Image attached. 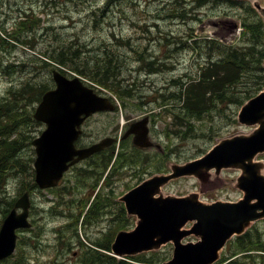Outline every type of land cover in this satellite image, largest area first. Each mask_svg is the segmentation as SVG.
Wrapping results in <instances>:
<instances>
[{
    "label": "rangeland",
    "instance_id": "374dc122",
    "mask_svg": "<svg viewBox=\"0 0 264 264\" xmlns=\"http://www.w3.org/2000/svg\"><path fill=\"white\" fill-rule=\"evenodd\" d=\"M13 1L7 0V4L1 9V11L6 12L0 15V19H6L5 26L8 29L13 26L15 17L12 15L17 16L13 10H8V8L17 7ZM15 1L24 7H32L36 12L35 14L41 16L43 20L38 32L35 35L29 34L27 36L30 38L29 42L14 41L12 46L0 44V66L4 67L12 62L15 64L11 71L5 73L0 71V92H4L8 85L16 84L26 77L30 67H25L27 64L25 61L32 55L37 56L35 54H41L45 50L70 43V41L84 44L87 50H95L104 45H113L116 51L121 53L120 59L125 63L120 78L123 76L125 79H129V82L132 83L130 88H134L136 92L135 98L138 97L142 101L137 102L133 96L130 98L129 94L115 96L119 109H122L121 116L115 112L90 117L82 125L84 131L82 141L89 143L105 135L117 134L119 132L118 126L123 127L126 121L139 119L147 113L150 120L152 119L151 137L156 141V145H159V147L147 148L144 151L136 150L132 146L126 148V146L123 153L138 151L137 160L149 161L142 166L140 164H138L139 166L132 165L131 167L137 168L132 170L134 173H130L129 167L120 171L117 168L109 167L106 172L101 174L97 182L93 180L95 185L91 183L93 181L90 178L88 182L85 181L81 167L76 169L75 166L66 173L63 179H71V181L66 182L67 186H73V191L71 194L60 196H64L63 200L74 198L73 203L75 205L70 208L74 212L70 214H78V207H82L83 211L86 210L81 212L78 218L73 217L78 236L72 234L73 225L72 228L65 226L68 214L61 213L65 204L60 203L56 207L58 211L49 213L52 203H49L48 200L57 199L56 196L46 190H33L35 192L33 194L35 206L30 209L32 225L20 232L21 237L20 235L19 237L23 242L16 248V254L5 263L82 264L80 256L88 251L89 243L96 240L97 243L101 244L98 247L100 253L105 254L108 252L104 249L108 237H110L109 241L114 240L115 229L121 222H124L126 215L120 208L119 203L121 204V202L117 201L116 197L139 182L144 175L161 168L162 160L170 159L173 162L183 163L185 160L202 155L222 137L231 136L235 133L245 134L252 129V126L242 125L237 121V112L246 99L257 94L264 86V68L262 67L264 45H262L261 39H257L254 27L248 25L254 20L253 13L251 14L250 10L242 5L238 6L230 1L213 0L206 5L197 7L199 8L197 9L192 8L193 3H190V0H172L174 3H178L181 9L186 7V14L189 17L187 19L171 15L175 10L179 12L178 6L172 1H169V16L167 15L168 12H163L160 7H155L153 2L146 3L145 0H139L135 3L122 0L114 6L107 7L103 5V1L99 2V0H49L47 4L44 3V0ZM157 9L160 11L157 12ZM198 14L202 19L194 23V18ZM8 16L10 17L7 18ZM137 19L142 24L134 21ZM148 19L152 21L153 29H149L145 25L144 21ZM220 19L230 20L233 24H236V21H244L245 37L239 29L228 28L225 24H221ZM43 24H46L47 27H41ZM49 32L53 33L51 37L48 36ZM154 33H158V39L153 42L155 40L153 39ZM112 34L124 36L123 44L120 47H117V42ZM184 35H186V39ZM187 35L194 36L187 37ZM166 36L168 41L165 39ZM179 38H182L180 43L178 42ZM172 39L174 41L171 42ZM174 42L183 46L178 47ZM218 42H221L223 46L219 51L216 48L219 46ZM235 44L240 46L239 51L244 52L239 56H243L246 61H243V66L230 63V57L226 55V63L228 66H237L240 72H237L236 75L233 68L229 69L227 76L231 79L227 81L226 85L222 81L218 90H224L219 91L220 93L213 97V100L211 99L214 92H208L209 95H207V91L203 89L205 90L204 98H210L211 102L208 104L210 100L207 101L208 105L205 109L202 107V109L193 110L198 100L189 98V86L196 83L193 81L198 80L200 74L199 80L206 82L207 84L204 86L207 88H209L211 81L216 79V74L211 69L208 71L206 69L200 73V65L204 64L211 56L215 58L224 57V52L229 50L228 47ZM209 53L212 55L209 56ZM158 55L169 56L167 62L170 63L171 67L168 71L150 74L149 82L146 78V71L141 70L143 75H140L139 69L134 70L136 66L140 65L135 63V60L138 58H147L148 60V58L152 59ZM140 62L143 65V60ZM32 65L38 66L41 70L40 76L52 84L50 70L54 66L42 67L41 62L32 63ZM163 66L168 68L166 65ZM172 68L174 70H171ZM67 70L70 72L69 76L78 75L87 83L91 81L84 74ZM32 74L34 73L30 71L28 75ZM167 76L170 77V81L161 78ZM172 76L175 78H171ZM145 80L147 81L146 84L149 85L147 87ZM175 81L181 86L179 87L178 84L174 83ZM93 83L98 85L97 90L101 89L104 93L116 95L117 91L110 87L109 81L104 83L99 78ZM137 104H140L141 112L138 110L134 113L131 109ZM199 110L202 112L198 116L189 115L191 111L197 112ZM43 126L42 124L36 127L37 129L32 131L33 134L36 135L40 132ZM120 135H122V131L117 134V136ZM121 144L122 142L120 147ZM30 146L23 152L24 159L29 157L30 163H32L33 149ZM257 158L263 159L264 163V153ZM98 162L102 161L98 160ZM222 175L230 182L235 171L225 170ZM64 180L60 182L59 188L64 185ZM18 186L19 181L17 179L9 178L7 180L9 197L17 195ZM196 188V179L185 176L170 181L164 191L184 194ZM88 195V199L84 198L85 201L78 202L79 198ZM238 197V192L232 189L230 183L202 196L208 201L213 198L233 200ZM68 205H71V202ZM92 210L93 212L90 213ZM105 210L110 211L109 214L102 213ZM94 216H96L95 221L92 220ZM112 216L113 219H110ZM134 219L135 217L131 219L128 228L134 225ZM61 224V228L69 237L62 243H66L68 248L62 245L60 240L58 243L57 229ZM256 226L261 232H264V221L257 222ZM111 231L113 232L111 233ZM89 250L93 251L94 249L90 248ZM171 251L172 246L167 243L156 252L159 253L156 259L154 255L150 254L145 258L146 261H139V259L134 258L125 260L130 264H159L171 257ZM20 258L23 259L22 262L17 263Z\"/></svg>",
    "mask_w": 264,
    "mask_h": 264
},
{
    "label": "water",
    "instance_id": "95a60500",
    "mask_svg": "<svg viewBox=\"0 0 264 264\" xmlns=\"http://www.w3.org/2000/svg\"><path fill=\"white\" fill-rule=\"evenodd\" d=\"M250 1L264 22V3ZM53 78L55 88L43 94L34 112L36 119L46 123V128L32 141L36 151L35 180L40 187L54 185L69 165L110 141L106 139L84 148L74 146L78 133L76 127L83 119L81 114L108 108L109 103L77 77L68 78L53 70ZM238 120L246 124L256 123L257 127L248 134L239 133L219 139L201 157L172 165L171 174L154 175L121 198L128 214H135L138 220L132 230L117 233L112 243L113 252L123 255L158 249L170 240L174 243L172 257L161 264H212L228 238L242 233L254 219L264 217V164L254 159L258 153L264 152V88L241 106ZM144 121L134 123L130 129L135 133L134 142L139 145L150 144ZM224 167L240 169L232 183L243 192L242 197L236 201H199L198 193L227 183L220 177V170ZM211 169L215 171L211 173ZM181 175L196 176L200 191L182 197L161 192V185L171 177ZM209 177H212L211 181ZM28 205V192H24L3 220L0 258L13 251L15 229L28 225ZM17 206H21L23 211L16 213ZM193 219L196 221L192 227L183 229L186 221ZM189 233H194L199 240L181 243Z\"/></svg>",
    "mask_w": 264,
    "mask_h": 264
},
{
    "label": "trees",
    "instance_id": "16d2710c",
    "mask_svg": "<svg viewBox=\"0 0 264 264\" xmlns=\"http://www.w3.org/2000/svg\"><path fill=\"white\" fill-rule=\"evenodd\" d=\"M6 1L7 0H0V15L6 12L1 11L2 7L7 4ZM48 1L49 0H44V3L47 4ZM198 1L200 2L202 0ZM13 2H15L17 7L8 8V10H13L17 14V16L12 15V17H15L13 26L8 29L5 26L6 19H0V44L6 46H12L14 41L29 42L30 39L27 36L29 34L35 35L41 25V19L35 14L36 12L32 7H24L15 0ZM9 17L10 16L7 18ZM52 35L53 33H48V36L51 37ZM262 35L263 32L261 30V36ZM113 37L117 42V47H120V45L123 44L124 39L119 36L116 37L115 35ZM114 47L115 46L113 45H104L102 47H97L95 50H87L84 44L70 41V43L45 50L42 52V57L32 55L27 61H25L27 63L25 67H30V71L34 74L28 75L30 71H27L26 77L20 80V82H17L16 84L12 83L4 89V92H0V219L8 212L13 203V197H9L8 193H6V186H4L8 177L19 181V189H30L35 187L30 164H28L30 163V159L29 157L24 159L23 150L30 146V139L33 136L32 131L37 129L36 127L38 125V122L32 117V106L34 101L40 99L42 93L51 86V83L50 81H47L46 78L40 76V68L38 66H33L32 63L41 62L42 67L56 65L59 70L64 73H66L65 68H67L84 74L87 77L100 78L104 83L109 81L110 86L116 89L118 93L123 94L124 96L129 94L130 98L132 96L134 98L136 92L134 88H130L132 83L129 82V79H125L123 76L120 78V74L125 68V63L120 59L121 53L116 51ZM243 61H245L243 58L239 57L238 59L236 56L230 58V63L234 64L242 65V63H244ZM13 64L14 63L12 62L6 64L4 67L0 66L1 73L9 71V68H12ZM143 66L147 69L148 62L145 59L143 60ZM231 68L236 71V75L237 72H240L239 68L235 65L234 67L231 65H218L215 68L217 69L215 71L216 79L211 81V86L208 84L209 88L204 86L207 83L203 80L192 83L193 85L191 84L192 86H189V98L198 100L196 101V106L193 107L195 108L193 110L198 108L202 109V107L205 109L209 104L208 100H210V98H204L205 90L207 91V94L208 92H214V97L224 90H218V88L222 85V81H224L226 85L227 81L231 79V77L227 76V72ZM137 69L138 68H135L134 70ZM219 69H223L224 74H221ZM200 112H202V110L197 112L191 111L189 115L195 117L198 116ZM124 151L125 150H123V152ZM123 152L118 156V163H135L138 151H132L128 154ZM94 156H98V159L101 161L103 158L105 163H107L112 154L109 151H103L102 153L93 155V157ZM66 201L67 200L61 199L60 203L65 204ZM70 208H72L71 205L65 207V209ZM79 209L78 214H72L73 217L78 218L82 212V207ZM91 212H93V210L90 211V213ZM95 218L96 216H94L92 220H95ZM112 232L113 231H111V233ZM73 235L78 236L77 229ZM107 240L108 242L104 245V248L106 249L109 248L110 237H108ZM22 242L23 240H20L19 245ZM26 243L28 242L26 241ZM60 243L68 248V245L66 243L63 244L62 240ZM95 243L99 246L101 245L97 242ZM238 253H241V255L229 259ZM147 255L148 254L143 253L136 255L133 258L139 259V261H146L145 258L149 256ZM152 255H154L156 259L157 255L154 253ZM80 259L82 264H130L126 260H118L107 253L102 254L97 250H88L84 252L80 256ZM22 260L23 259L20 258L17 263L22 262ZM7 261L8 258L3 259L0 261V264H6L5 262ZM220 262H223L222 264H264V233L251 230L242 236L231 240L228 242L226 252Z\"/></svg>",
    "mask_w": 264,
    "mask_h": 264
},
{
    "label": "bare ground",
    "instance_id": "6f19581e",
    "mask_svg": "<svg viewBox=\"0 0 264 264\" xmlns=\"http://www.w3.org/2000/svg\"><path fill=\"white\" fill-rule=\"evenodd\" d=\"M174 44L176 46H178V47H182L183 46L182 44L179 45L178 42H174ZM161 69H163V67ZM138 105H139V108H140V104H138ZM97 157L98 156L91 157V159L89 160V162L82 169L84 171L83 174L85 176V181L86 182H88V179L89 178L92 179V181L93 180L98 181V179L100 178L101 174L103 172H106L109 169V167H111V163L113 161H117V158H114L113 156H111L107 163H105V160L103 158H102V162H98V160H99L98 158L99 157L98 158ZM122 163H123L124 166H132L134 164H136V165L141 164L142 161L136 160L135 163L131 162L130 164H129V162H122ZM9 178H11V177H8V179ZM4 186H6V190H7L8 189L7 188V180L5 181ZM17 193H20V189L19 188L17 190ZM66 217L67 218L65 220L66 221L65 222V224H66L65 226L72 228V225H73V232H72V234H73L75 232V230L77 229L76 222H75V220H73L72 217H70V216H66ZM61 227H62V224L57 229V239L60 240V241L61 240L63 241L65 239H67L68 236H67L65 230H63Z\"/></svg>",
    "mask_w": 264,
    "mask_h": 264
},
{
    "label": "flooded vegetation",
    "instance_id": "af4514ba",
    "mask_svg": "<svg viewBox=\"0 0 264 264\" xmlns=\"http://www.w3.org/2000/svg\"><path fill=\"white\" fill-rule=\"evenodd\" d=\"M235 3V5H238V6H248V7H250L251 6V4H250V2H248L247 0H233ZM261 1V0H260ZM264 1V0H263ZM262 2V1H261ZM249 9H251V7L249 8ZM253 11V15H255V13H254V10H252ZM256 17H257V15H255ZM254 20H256V19H254Z\"/></svg>",
    "mask_w": 264,
    "mask_h": 264
}]
</instances>
